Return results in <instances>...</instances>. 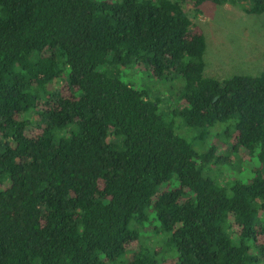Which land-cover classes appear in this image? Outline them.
I'll list each match as a JSON object with an SVG mask.
<instances>
[{"label":"trees","instance_id":"16d2710c","mask_svg":"<svg viewBox=\"0 0 264 264\" xmlns=\"http://www.w3.org/2000/svg\"><path fill=\"white\" fill-rule=\"evenodd\" d=\"M229 1L0 0V264H264V71L205 77L185 11ZM134 64L178 82L170 113L117 76ZM177 118L201 139L233 120L247 178L206 176L223 159Z\"/></svg>","mask_w":264,"mask_h":264},{"label":"rangeland","instance_id":"374dc122","mask_svg":"<svg viewBox=\"0 0 264 264\" xmlns=\"http://www.w3.org/2000/svg\"><path fill=\"white\" fill-rule=\"evenodd\" d=\"M185 11L204 32L205 77L223 80L235 75L256 76L264 71V14H247L232 0L221 5L205 2L198 16L194 15L193 8L190 6H186ZM117 76L135 89L148 92L154 99L159 98L161 111L170 113L174 109L177 100L175 96L177 89L174 84L177 85L178 82L173 84L170 81L163 83L154 81L143 64H134L126 69L121 68ZM233 124V120L218 123L208 130L206 138L201 139L199 129L188 128L181 119H175L176 133L189 141L195 151L205 154L215 149L216 158L223 159L220 163L214 159L206 167L205 175L209 173V177L211 176L210 178L214 181L246 179L248 169L254 168L247 165L250 163L237 166L236 156L229 151V143L224 140L226 139L224 135ZM145 227L151 230L152 227L158 228L159 224L150 220L139 228L141 238L144 239H146L143 229ZM151 231L149 235L151 239L147 240V243L153 239L158 240L155 231L153 229ZM165 242V239H162L158 245L163 246ZM153 244L152 242L151 245ZM172 256L168 258L171 259Z\"/></svg>","mask_w":264,"mask_h":264}]
</instances>
